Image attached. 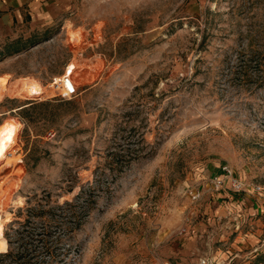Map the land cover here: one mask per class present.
<instances>
[{"label": "rangeland", "instance_id": "obj_1", "mask_svg": "<svg viewBox=\"0 0 264 264\" xmlns=\"http://www.w3.org/2000/svg\"><path fill=\"white\" fill-rule=\"evenodd\" d=\"M251 50L264 53V0H0V129L15 135L0 241L29 208L73 201L108 152L146 154L53 258L26 239L0 264H264V87L240 82ZM66 72L70 100L55 89ZM223 165L261 190L215 191Z\"/></svg>", "mask_w": 264, "mask_h": 264}, {"label": "trees", "instance_id": "obj_2", "mask_svg": "<svg viewBox=\"0 0 264 264\" xmlns=\"http://www.w3.org/2000/svg\"><path fill=\"white\" fill-rule=\"evenodd\" d=\"M5 47L6 52L4 56L6 57L21 52L25 48V43L17 40L11 44H7ZM241 73L244 78L240 82L243 85H248L250 89L252 87H264V53L258 50H251L242 64ZM141 141L143 142L144 140L141 139ZM143 151L142 148L138 147L134 150L119 149L108 152L103 162L97 166L93 183H89L87 186L81 188L73 201L64 202L53 210L40 211L29 208L27 219L23 223H18L19 228L15 230L14 235L10 237L8 233H4L7 244L1 238L0 259H8L11 263H16L17 259L24 254H19L20 252L18 251L14 252L13 244L19 241L22 243L26 239L33 243L37 242L40 245V251L34 256L44 255L53 258L55 249L66 238H70L75 230L82 226L86 216L95 206L97 199L102 195H109L111 193V185L122 172L132 162L146 156V154H143ZM39 215L45 217L43 219L45 223L43 230L40 233L38 232V234H32L33 232L29 230V220Z\"/></svg>", "mask_w": 264, "mask_h": 264}, {"label": "built area", "instance_id": "obj_3", "mask_svg": "<svg viewBox=\"0 0 264 264\" xmlns=\"http://www.w3.org/2000/svg\"><path fill=\"white\" fill-rule=\"evenodd\" d=\"M55 89L63 100H70L77 93V88L72 81L68 72L60 79L59 83L55 84ZM52 136V133L48 134ZM209 183L215 191L227 190L235 194L259 192V187H249L242 180H240L229 165H223L218 168V171L209 177ZM187 195L193 203H196L201 198V191L199 189H188ZM183 228L180 233H185ZM199 264H209V261L201 258Z\"/></svg>", "mask_w": 264, "mask_h": 264}, {"label": "bare ground", "instance_id": "obj_4", "mask_svg": "<svg viewBox=\"0 0 264 264\" xmlns=\"http://www.w3.org/2000/svg\"><path fill=\"white\" fill-rule=\"evenodd\" d=\"M76 70V67L74 65H71L69 68H68V71L71 72V71H75ZM73 81V80H72ZM74 83V82H73ZM75 84V83H74ZM9 89H8V92L9 91H12V86L13 84H9L8 85ZM41 89H38L35 91L36 94H40ZM14 128V127H13ZM11 131L10 130H5V129H0V158H3L4 155L7 153V151L11 148V145L14 141V137L15 135H11ZM11 135L10 138H8L9 136ZM5 152V153H4ZM4 153V154H3Z\"/></svg>", "mask_w": 264, "mask_h": 264}, {"label": "snow or ice", "instance_id": "obj_5", "mask_svg": "<svg viewBox=\"0 0 264 264\" xmlns=\"http://www.w3.org/2000/svg\"><path fill=\"white\" fill-rule=\"evenodd\" d=\"M10 131L14 132V129H10Z\"/></svg>", "mask_w": 264, "mask_h": 264}]
</instances>
